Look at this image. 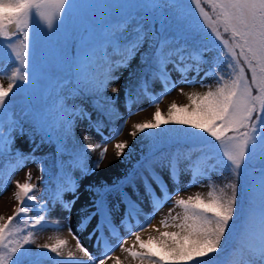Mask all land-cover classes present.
<instances>
[{"label":"snow or ice","instance_id":"6c2138e0","mask_svg":"<svg viewBox=\"0 0 264 264\" xmlns=\"http://www.w3.org/2000/svg\"><path fill=\"white\" fill-rule=\"evenodd\" d=\"M190 2L199 14L202 22L199 26L188 18L180 6V0H0V55L7 49L17 65L8 76L7 86L0 84V110L6 106V98L10 93L15 94L14 88L27 95L38 87L39 81L48 78L49 65L37 51L41 40L51 39L57 33L69 35L66 30L69 24L83 20L99 9L104 13L100 34L105 44L122 52V57L115 62L107 55L98 57L91 48L95 42L94 30L90 29L87 36L81 35V57L69 66V75L75 76L77 83L83 82L85 86L73 90V94L79 92L95 96L92 100L93 108L111 119L116 110L117 98L104 96L103 93L107 90L109 81L119 79L113 75L114 71L128 67L139 54L140 64L144 66L139 87L146 95H150L148 88L151 81L159 80L165 90L170 85L174 86L170 73L175 70L181 74V82L200 83L209 90L203 94H188V104H170L166 119L157 106L153 119L135 124L130 135L135 140L139 133H143L155 143L162 138L160 133L165 132L162 125H183L186 126L185 136H199V139L206 141L205 146L199 150L212 154L206 155L205 159L216 160L215 164L207 168L195 169L191 164L181 169L174 159L150 160L144 164L143 171H138L145 159L142 158L122 179L89 185L86 189L90 193L89 202L78 210V230H84L94 217L97 218L89 235L90 238L96 236L97 246L103 244V251L99 257L94 256L73 232L70 213L80 199L77 194L79 178L90 176L100 168L107 148L104 147L98 160L89 166L86 153L100 148L101 144L78 151L75 146L69 148L68 141L73 137V125L77 118L87 119L89 125L98 132L103 127V122H94L91 113L82 106L67 107L61 98L56 105L57 127L60 132L57 137V155L67 154L69 158L67 161H57L60 171L56 178V191L50 202L37 199L34 194L36 185L28 181L16 182L15 199L21 206L7 220L0 217V264H45L47 259H51L50 253H55L56 257L65 255L63 249L67 241L64 239H57L53 244L36 245L40 250L36 252L26 247L35 244L34 232L29 230L26 235H22V229L13 223L20 214L27 215L31 211L23 206L25 200L34 202L37 206V215L32 217V224L29 225L27 220L23 221L25 227L31 229L43 226L45 215L42 213L56 211L57 204L60 211L69 213L65 218L69 222L68 231L76 240L75 247L82 253V257L77 258L76 253L69 250L67 259H58L56 264H105L106 260L112 259V247L107 242L105 230L115 235L117 223L126 225L129 235H134L139 247L146 249L137 252L124 248L127 237L119 244L123 251L134 259H139L140 264H213L212 254L219 255L228 248L233 239L229 233H235L238 227H244L250 234L258 235L260 243L256 253L264 264V168L256 176H250L247 170L249 157L258 150L264 155V0H203V4L210 7L211 14L202 6V0ZM142 9L149 10L152 16L141 15ZM165 9L176 11L166 14ZM150 19L159 21V36L150 25ZM169 32L175 33V36L169 38ZM145 44L147 48H144ZM189 47L193 50L186 52L185 49ZM213 49L219 50V56L207 59V54ZM205 63L212 65L205 71V76L216 77L215 87L204 85L203 78L197 80L203 70L201 65ZM220 63L227 65V74L218 70ZM101 64L105 66L104 71L89 78L85 70ZM169 64L172 65L171 70L168 68ZM189 71H195L196 76L188 79ZM133 75L130 72L129 78ZM68 82L65 80L64 84ZM58 86L63 87L61 84ZM120 91V88H112L113 93ZM124 96L126 105L130 108L132 90L126 88ZM2 117L3 112L0 111V153L11 151L14 131L19 129L20 135H24L23 124L12 120L5 133ZM31 121L43 133L41 143L51 141L52 131L42 119L32 115ZM155 129H160V133L148 131ZM193 129L196 131L193 132ZM115 131L118 134L119 130ZM31 139L35 143L34 137ZM104 139L107 140L108 137ZM85 140L87 141V137ZM114 147L116 157L120 159L128 148V142H118ZM16 151L20 160L39 159L34 155L36 148L29 154L20 153L18 149ZM77 171L79 178L74 175ZM211 171L221 175L225 172L229 174L225 177L223 187L211 181ZM165 172L177 192L181 172L192 176V181L187 186L198 182L201 177L208 178L209 191L207 199H202L198 193L194 198L174 201V206L183 210L182 214L172 216L173 209H169V217L179 221L173 225L178 231L161 233V237L167 239H161L153 249L150 244L154 238L149 237L147 242L141 240L139 232L131 231V225L127 224L130 217L140 215L143 210L140 203L125 189L131 187L133 195L140 202L147 198L154 213L158 206L171 200ZM137 179L143 185L144 197H140ZM241 179L244 181L248 202L243 222L236 219L238 181ZM66 192L72 193L71 200L63 199ZM121 204L125 206L124 215L114 222L113 209H119ZM241 211L244 209L241 208ZM169 217L161 220L163 226L168 227ZM137 226L143 229L149 225L139 224L138 221ZM84 257L87 258L86 261ZM113 264H121L120 258L115 257Z\"/></svg>","mask_w":264,"mask_h":264},{"label":"rangeland","instance_id":"374dc122","mask_svg":"<svg viewBox=\"0 0 264 264\" xmlns=\"http://www.w3.org/2000/svg\"><path fill=\"white\" fill-rule=\"evenodd\" d=\"M180 6L187 13L188 18L191 20L193 24L199 26L202 23L199 18V14L195 9V6L190 2V0H180ZM202 6H204L206 11H209V13L211 14L210 7L207 6L206 4H203V0H202ZM169 11L170 10H167V12ZM140 14L146 15L148 17L152 16V13L147 9L140 10ZM103 22H104V13L102 10L98 9L95 10L93 13L85 16L83 20H77L74 24H69L66 29L69 35L65 36L64 33H57L51 39L41 40V42L38 44L37 51L49 65L48 78L39 81L38 87L27 95L21 93L18 88H14L15 94L10 93L9 97L6 98V106L4 107V109L0 110L3 112L2 119L8 116L11 109L13 110L14 114H16L17 112H22L23 110L24 122H26V124L29 127H32L34 130L37 131L38 128L32 123L31 117L32 115H36L37 117L42 119V115H44L47 106L49 105V99H47L46 97L47 90L52 85H57V84L63 85L61 89L65 93L69 94L70 99L73 102L82 103V98L79 92L73 94V90H75L73 87V82L68 76H66L65 72L63 71L62 62H65L70 58L69 54L72 46L74 45H75L74 48L75 59L73 61H76L78 58L81 57L82 50H81L80 36L81 35L87 36L89 34L90 29L94 30L93 35L95 37V42L91 46V48L95 51V54L98 57H103L104 55H107L109 57L112 52L113 55L114 52L122 55V52L118 53L112 46L105 44L100 34V28ZM153 22H154L153 19H150V25L155 29V24ZM157 23H159L158 20ZM130 28L131 25H129V29ZM205 31H207V29H205ZM157 35L159 36L158 31H157ZM168 36L169 38H172L175 36V33H168ZM216 43L218 44L219 42L216 41ZM144 48H147V44L144 45ZM188 50H189L188 52H191L193 49L189 47ZM218 56H219V50L213 49L211 53L207 54L206 58L211 59L212 57H218ZM3 64H7L8 66L7 72L9 73L13 70V68L17 67V65L13 62L12 56L8 53L7 49H5L3 55H0V65L3 66ZM201 67L203 68V70L200 71L199 76H197V80L203 78L204 85H212L214 87L216 84V77L205 76V71H207L210 67H212V65L205 63L202 64ZM224 67L227 68V65L225 63H220L219 69L221 70V68ZM168 68L171 70L172 65L169 64ZM170 74L172 81L175 82L174 86L170 85L168 90H165L163 85L159 82V80L152 81L151 91H148L150 95H146L142 89L139 90L138 93L132 97V103L130 108L126 105L125 96H124L126 77L121 76L119 79L112 81L110 90H112L113 87L121 89L119 93H115L116 96L118 97V104L120 108V114H119L120 117L117 121L116 128H112L109 125H105L101 128L100 132H98L94 127L90 126L89 122H87L85 119L83 120L78 119V122L76 123L77 131L84 138L87 137V142L93 148L97 143L101 144L100 148H94V150L91 151L90 158H88L89 166H91L95 161L98 160L100 151L103 150L104 147L107 148L104 158L100 162V168L97 171H95L92 175L79 178L80 177L79 172L77 171L74 173L79 178V190L77 194L80 196V199L76 201V204L74 205L72 212L70 213L71 215L70 224L73 232H75L76 235L79 237L81 243L94 256L99 257L103 251V244H101V246L98 247L96 242V236H92L90 238L89 235L92 232L93 228L95 227L97 218L94 217L91 223L88 225V227L85 228L84 230H78V223H79L78 210L89 202L90 193L86 191L88 186L96 185L100 182L112 183L114 181H118L122 179L126 173L132 171L134 166L137 165V162L140 161L143 157L145 156L149 157V153L147 152L148 147L146 146L143 136L139 133L136 139L134 140L130 135V133L134 131L133 126L135 124L152 120L153 114L156 111L157 106L160 108V110L163 113L167 114L168 107L173 102L179 105L188 104L189 103L188 94L199 93L208 89V87L201 86L200 83L181 82V74L175 70H172ZM193 76H196L195 71H189L187 73L188 79H191ZM0 79L2 84L6 87L7 83L9 82L8 77L4 75H0ZM65 80L69 82L67 84H64ZM181 89H183V92H181ZM29 96L33 100V105H30V103L28 102ZM26 113L28 114L26 115ZM115 130H119L118 134H116ZM101 132L103 133V135H101ZM105 137H108V139L105 140L104 139ZM122 141L128 142V148L125 149L124 155L120 158L123 161L122 162L123 166L118 169L116 166L112 164L111 157L115 156V158H117L116 149L114 146L116 143ZM199 141L202 140L199 139ZM14 144L20 146V148L23 151H30L32 149V145H28L27 139L25 138L24 135L23 136L17 135L14 139ZM44 147H47V144H45ZM211 154L212 153L210 152L206 153V155H211ZM206 155L203 156V164L201 165H197L192 159L183 158V157L176 159L172 156L171 157L168 156L166 158H152L150 156L148 161L158 160V159H174L181 169H184L189 164H191L194 169L197 167L207 168L210 165L215 164L216 160L215 158L211 160H206L205 159ZM197 158H201V157H197ZM147 162L140 164L138 171H143L144 164ZM5 164H8V160L1 158L0 169ZM157 171H159L158 167H157ZM29 174H30V179H29ZM228 175L229 174L226 172L223 175L215 171H211L209 173V176H215L217 180H223ZM164 176H165V180L168 182V189L171 194V200L164 202L162 206H158V210H156L154 213L149 205L147 206L143 205L144 200L145 199L147 200V198H144L143 202H140L139 198L133 195L131 187H127L125 189L129 193V195L132 196L134 200H137V202L140 203V206L143 210L140 215L136 217H130L127 221V224L131 225V231L139 232L141 240L147 242L149 240V237L154 238L152 243L150 244V247L156 246L158 243H160L161 239H167L161 237V233L178 231V229L173 227V225L175 223H178L179 221L178 220L174 221L171 219V217H169V209H173L171 213L172 216H176L178 213L182 214L183 210L181 207L174 206V201L179 199L186 200L189 197L194 198L196 194L203 192L209 188L207 186L209 183V179L204 177L199 178L198 182H193L191 186H187L190 183V181H192V176L189 173L181 172V175L179 177V191L177 192L173 183L170 180H168L166 172L164 173ZM17 181H19L20 183H24L25 181H30L31 183H37L39 188H41L42 172L39 170L36 164H30L17 172V174L13 178V181L11 182L10 188L5 193L0 195V217H4V219L12 215L15 212L17 206L20 204V202L15 199V192L17 191L16 188ZM136 186L139 188L140 197H144L143 185L139 179L136 180ZM153 187H155V185H153ZM157 195H159L158 189H157ZM63 199L71 200L72 193L71 192L65 193ZM56 207H57L56 211L51 212L50 214L47 215V221L50 222V225L42 229H39L37 232L34 233L35 244H39V245L45 243L53 244L56 242L57 239H64L65 238L64 236L68 238L71 236L73 238V236L70 233H69L70 236H68L69 231L67 225L69 222L66 221L65 219L69 215V213L60 211L59 204H57ZM124 212H125V206L123 204L120 205L119 209H113L114 222L121 219L124 215ZM155 217H159L160 222L163 218L169 217L167 220L168 227H165L161 224V226L164 227V230L151 229L150 224L153 218ZM138 221L139 224H147L149 226L141 229L140 227L137 226ZM238 228H240L239 231L245 230L244 227H238ZM116 229L117 232L115 235L105 230V237L107 239V242L112 247V251L110 253L112 259L106 260L105 264H113V260L115 259V257L120 258L121 264H140L139 259H134L128 252L123 251L120 248L119 244L121 240L125 237H127V239L134 237L135 242L129 248L137 252H143L146 249H141L139 247V243L136 241V237L134 235H129L128 227L126 225H120L117 223ZM96 235H99V233H97ZM229 235L233 236L232 241L233 243H235L236 240L239 239L240 233L237 234L229 233ZM246 235L241 237L240 240L246 239L250 243L252 242L255 245L257 244L259 245L260 240L258 236L250 234L249 237H247ZM71 239L68 240L67 243H69V241L73 243L72 240L75 239L74 238L72 240ZM67 243L63 249L65 253L64 256L56 257L55 253L49 254L53 261L51 262V264H56V261L58 259L59 260L67 259V252L70 250L69 248H67L68 247ZM118 251H120L119 256L116 255ZM76 257L81 258L82 253L78 255L76 254ZM83 259L85 261L87 260L86 257H84ZM246 264H251V263L248 262Z\"/></svg>","mask_w":264,"mask_h":264},{"label":"trees","instance_id":"16d2710c","mask_svg":"<svg viewBox=\"0 0 264 264\" xmlns=\"http://www.w3.org/2000/svg\"><path fill=\"white\" fill-rule=\"evenodd\" d=\"M167 10H170L173 12L176 11L174 9H165L164 10L165 13H167ZM153 21H154L153 23L155 24V30L158 31L160 28V23H157V20H155V19H153ZM169 33H172V32H169ZM143 50L144 49H141V51H143ZM121 57H122V55H120V56H118L112 60L110 59V60L112 62H115V61L121 59ZM70 65H72L71 61L62 62L63 70L65 71L66 75L69 77L72 76V75H69V66ZM104 67L105 66H103L102 64L100 66H90L85 71H86V74L88 75V77L91 78V77L97 76L100 73H102L104 71ZM143 67L144 66L140 64L139 54H137V56L131 61V63L129 64L128 67L117 69L116 71H114L113 75L118 76L119 78L121 76L126 77L125 89L130 88L132 90V95H134L140 88L139 84H140V78L143 75V72H142ZM225 70H226V67H224L220 71L225 72V74H227V72ZM7 71H8L7 65H5V66L0 65V74L1 75L8 77L11 74V72L9 73ZM130 72L134 73V75L132 76L131 79L129 78ZM72 77L74 78L75 89H81L85 86L83 82L77 83L76 78L74 76H72ZM112 81H115V80L109 81L108 86H107V90L103 93L104 96L117 98L116 104H115L116 110L112 113L111 119L102 115L100 112H98L96 109L93 108L92 100L95 98V96H93L91 94L82 95L79 93L81 98H82V103L79 102L75 105L74 103H76V102L69 100L67 97V96H69V94L63 92L60 87H56V90L54 88H52L51 91H48L47 97L48 96L51 97L52 94L56 95V97H52V100L50 101L51 105L48 108L47 113L45 114V120L48 124V127L52 131L51 141L46 140L45 142L41 143V139L37 140L35 133H33V131L30 128L26 127L20 112L17 114H13L14 117L18 118V119H11V120L12 121H18V122L23 124L24 135L28 139L29 144L31 143L33 148H36L34 155H35V157H37L39 159L38 160H32V159L20 160V159H18L17 151H16L17 149L19 150L20 153H23V154L32 153V150H30L29 152H23L20 150V148L18 146H15L14 142L12 144L11 151L6 150L4 153H0V159L5 158L8 160V164H5L2 166V175H4V178L2 180H0V195L9 187L11 178L15 175L16 172H18V170H20L21 168H23V167H25L31 163H36L37 165L40 166V168L44 172V180H45V184H44L45 188L44 189H46V191L49 192L48 193V199H50L52 197V195H53L52 192L56 191V187H57V179L56 178H57V175L60 171L59 168L57 167V161L58 160L67 161L69 158L67 156V154L62 155V156L57 155V137L59 136L60 132H59V128L57 127V115H58V113L56 111V105L59 103L60 99L63 98L64 103L67 107L82 106L83 108H85L88 112L91 113L92 120L94 122L97 120H100L103 122V125H113L114 126L117 124V121L120 117L119 116L120 108H119V104H118V97L116 96L115 93H113L110 90ZM0 84H2L1 79H0ZM208 90L209 89H207L203 92H199V94H203L204 92H206ZM63 93L67 96H64ZM177 105H179V104H177ZM107 106L108 105L106 104V107ZM162 114H163V118L166 119L167 114H165L163 112H162ZM85 120L88 121L87 119H85ZM9 121H10L9 119L3 120L5 133H7L8 128H9ZM77 122H78V118L74 121L73 137L70 141H68V147L71 148V147L75 146V148L78 151H84L86 149V147H92V146L77 131V129H76V123ZM185 127L186 126H183V125L169 124V125H162L161 126V128H163L165 130L164 133H160V129L148 130V131H151L153 133H160V136L162 138L159 140V142H155V143L149 137L145 136V134H143V133H140V134L143 136L149 152L152 154H155V155H168L171 152H179V153L186 152V148L187 149L189 148L188 150H190V147L192 145L195 146L197 152L202 153V151H200L199 149L204 147L205 143L198 142L199 136H197V137L185 136V131H184ZM192 131L195 132L196 130L193 129ZM15 135H20L19 129H17L16 131L13 132L14 137H15ZM204 135L206 136V134H204ZM31 137H34L35 143L32 142ZM47 142L52 143V146H50L51 147L50 149L43 150L42 146H43V144H45ZM37 145H39V147H37ZM90 153L91 152L86 153V160H88V158H90ZM262 168H264V155H262L261 152L258 150L255 155L249 157V159L247 160V170H248L250 176H256V175H259V170ZM212 181L215 184L219 185L220 187H223L224 183H226V179H223L219 182H216L212 178ZM208 191H209V189H207L206 192L199 193L201 195L202 199H207ZM34 194L36 195L38 200H40L42 202L46 201L45 197L40 196V191L38 190V188L36 189ZM23 206L28 207L29 209H31V211L27 215L20 214L13 221V223H15L18 227H20L22 229L21 234L26 235L27 231H29V230H32L35 233L39 229L43 228L45 226V224H44L45 221L43 223V226H38L35 229L25 227L23 221L27 220L29 225L32 224V222H33L32 217L37 215V206L35 205L34 202H29L27 200H25V203ZM241 208L244 209L243 212L241 211ZM247 209H248V202L246 199L245 185H244L243 179H241L240 181H238V202H237V216H236V219L238 221L243 222L244 217H245V213L247 212ZM13 214L10 216H13ZM7 218L5 220H7ZM239 229L240 228H237L235 234L240 233ZM239 239H240V237H239ZM36 245H39V244H32V245L26 246V247H30L33 252L40 251L36 248ZM155 247L153 249H155ZM256 249H258L256 246H252L250 249L247 246H245L242 242H240L239 244L237 243V241H236V244L230 243L228 248H226L224 252L220 253L219 255L212 254L213 264H217V262H218V264H245L247 259L252 260L255 264H261L262 262L258 258V255L256 253ZM43 251H46V250H43ZM45 264H48V262L45 261ZM169 264H171V262H169ZM189 264H191V262H189Z\"/></svg>","mask_w":264,"mask_h":264},{"label":"bare ground","instance_id":"6f19581e","mask_svg":"<svg viewBox=\"0 0 264 264\" xmlns=\"http://www.w3.org/2000/svg\"><path fill=\"white\" fill-rule=\"evenodd\" d=\"M111 159H112V164L114 165V166H116L118 169L120 168V167H122L123 165H122V160L121 159H117V158H115V156L113 157H111ZM145 203V204H144ZM144 203H143V205L144 206H147V205H149L148 204V201L145 199L144 200ZM150 228L151 229H160V230H164V227H162L161 226V222H160V219H159V217H155V218H153V220H152V222H151V224H150ZM68 234H69V232H68ZM68 236H70V234L68 235ZM65 238V240L67 239V242H68V240H70L71 238L69 237H66V236H64ZM73 239V238H72ZM71 239V240H72ZM85 240V239H84ZM84 240H83V242H84ZM73 241V243H71L70 241H69V243H67V245H68V247L67 248H69L71 251H73V252H75L77 255L78 254H80V252H79V250L78 249H76V247H75V245H76V241L75 240H72ZM135 241H134V237H132V238H128V239H126V241L124 242V248H129V247H131V245L134 243ZM117 251V250H116ZM119 254H120V251H118L117 253H116V255H118L119 256ZM115 255V254H114Z\"/></svg>","mask_w":264,"mask_h":264}]
</instances>
